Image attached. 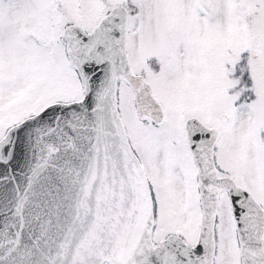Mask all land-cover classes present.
Returning <instances> with one entry per match:
<instances>
[{
    "label": "snow or ice",
    "instance_id": "6c2138e0",
    "mask_svg": "<svg viewBox=\"0 0 264 264\" xmlns=\"http://www.w3.org/2000/svg\"><path fill=\"white\" fill-rule=\"evenodd\" d=\"M0 264H264V0H0Z\"/></svg>",
    "mask_w": 264,
    "mask_h": 264
}]
</instances>
